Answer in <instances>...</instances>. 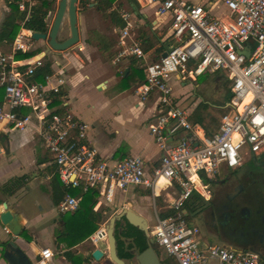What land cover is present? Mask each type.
<instances>
[{
	"label": "built area",
	"instance_id": "2783aa9c",
	"mask_svg": "<svg viewBox=\"0 0 264 264\" xmlns=\"http://www.w3.org/2000/svg\"><path fill=\"white\" fill-rule=\"evenodd\" d=\"M137 1L154 4L156 13L168 19L173 49L165 57L160 54L150 60V51L134 38V14L124 11L120 47L112 63L117 65L127 56L145 62V79L137 93L141 102L157 96L158 114L149 130L163 152L159 163L149 170L139 155L117 161L101 156L88 140V124L66 104L63 92L67 71L58 51L19 56L39 49L33 31L24 27L12 42L4 41L8 47L0 43V124L18 130L36 129L61 181L80 190V195L65 196L58 206L60 213L77 209L82 193L89 189L100 188L111 201L117 189L138 185L150 189L156 197L162 187L176 183L170 203L173 211L164 217L157 215L149 224L153 243L178 264H264L256 251L204 244L199 227L186 215V206L198 191V179L214 178L222 167L235 170L245 156L264 152V0ZM27 3L28 8L34 4L32 0H20L19 9L25 10ZM214 9L230 12L218 15ZM215 71L226 76L233 96L219 128L208 134L179 103L171 79L175 75L196 79ZM6 231L10 230L6 227ZM92 235L93 241L106 239V225ZM41 253L46 260L54 256L50 248Z\"/></svg>",
	"mask_w": 264,
	"mask_h": 264
},
{
	"label": "crops",
	"instance_id": "0c3cea01",
	"mask_svg": "<svg viewBox=\"0 0 264 264\" xmlns=\"http://www.w3.org/2000/svg\"><path fill=\"white\" fill-rule=\"evenodd\" d=\"M191 1L200 3L203 0ZM138 4H140L142 7H149V9H156L155 5L151 3L138 2ZM225 12L226 9L224 14ZM158 20L160 23H163V25H168V31L165 33V35L159 38V46H155L156 48L152 46L147 50L150 51V56H153V58H155L154 56L157 54L156 49L160 47L162 42H165L166 44L167 42L171 41V37H169L170 31L168 19L161 18L159 16ZM160 23L158 25H161ZM26 31L28 30L26 29ZM147 35L148 34H141L143 38ZM129 40L130 39H128V41ZM36 41H42L41 44L36 46L39 49H41V45L44 42H47L43 40ZM78 43L67 50L57 52L58 54L63 53L64 57L60 58L65 64L67 71V83L63 92L65 98L67 99V106L80 120L86 122L84 115L78 114L76 111V107L74 106V102L72 100L76 91L75 86L79 87V84L83 83L84 85L89 81L91 87L104 92L105 96L109 95L110 99H106L105 104L107 105V109L110 108V110L113 111V114L111 117L107 118L106 128L104 129L103 127V136L105 137L104 142L102 145L98 144L93 138L91 139L88 136V130L90 129V126L86 122L88 124V140L99 150L101 156L105 159L117 161L129 155H139L143 158L147 169L151 170L153 166L159 163L163 152L153 140L149 130V124L155 120L158 114L157 96L152 95L147 100L141 102L140 96L137 93V87L145 79V62L141 59H137L134 56H127L124 59L127 60L124 62L122 67L120 66L122 61L117 65H114L113 63L101 61L98 58L86 63L84 55L87 53V45L81 41ZM42 47L44 50L46 44ZM162 52H160V54ZM138 65L139 69L137 67ZM129 73H131V77L129 79H125L124 77ZM188 79L191 78L182 79L179 78V75H175L171 79V84L173 86V81L175 80L180 84V86L185 87L189 83ZM130 85H133V87L130 88ZM181 93V101L188 102L186 107L191 113L190 119L193 122L203 125L208 134L215 132L219 128L220 121L215 128H209L207 120L209 119L211 123L212 116L207 117V114H205L207 109L210 107L209 103H207L209 105L207 109L198 110L199 104L205 101H202L201 98H197L195 102H192L190 99L193 98L191 90L189 89L184 90ZM82 114H84V112H82ZM85 116L88 117V115ZM197 116L203 117L204 123L195 121ZM6 129L7 128L5 126L0 124V187L11 178L22 175H27V183L11 196L7 195L0 189V212H2L4 209L3 202H7L9 207L21 213L23 217L22 222L24 225L20 235L14 237L11 231H6V226L0 219V264H10V262L5 258L4 252L7 242L12 238H15L18 246L26 252L33 264H116L110 257L108 239H99L96 241L92 240V234L103 224L106 225L108 222H106L107 219L109 220V218L104 215L107 214V208H103L104 206L112 207L114 209L112 214L119 213L123 208L129 207L130 205L132 207L134 206V209L141 213L143 209H138L137 207L135 208V205L132 204L133 200L136 201V194H141L143 196L139 198L142 199L148 196L152 201L153 213L155 214L156 218L157 215L164 217L163 213L170 214L173 211L170 207V203L177 190L176 183L162 187L158 191V195L156 197H153L150 189L142 186H131L127 190L117 189L111 201H107L104 195L101 193L100 188H96L99 191V198L94 209L101 212V218L97 222L98 227L86 239L69 246L67 244V240H63L59 235V232L64 227V223L60 220V215L73 213L79 207L66 213H60L58 211V206L60 203L58 205L54 204L51 186L53 171H50L54 165L52 162V157L50 158L48 155L46 156L44 154L48 152L45 151V146H43L42 140L37 135L36 129L33 127L25 129L33 131L34 135L36 136L35 139L31 140V142L26 144L24 147V149L28 151L26 155L28 159L26 162L21 158V156H19L21 153H18L20 144L15 139L11 138L12 135L18 134V131L25 130L17 129L16 132H13ZM39 147L43 148L41 152H39ZM259 155L260 154L255 156ZM33 169H35V171L30 173ZM38 169H40V172H38ZM237 169L230 170L234 172L237 171ZM39 173L44 176V180L47 181V185L44 186L38 182ZM203 177L205 176H202L200 179H198L197 184L200 185L197 186L198 191L195 192H198L200 196L205 197V194L202 190H209L208 187H210L211 183L215 178L218 177V175L212 178V181L209 183H206ZM32 183H35L36 189L34 190L28 187ZM205 185L208 186L205 187ZM41 187L43 188V191L39 190ZM30 191H33V193L31 194ZM147 191H150L151 194H147ZM163 192L169 198L168 201L170 202L168 205L162 208L157 206L156 200L163 196ZM80 194L81 192L78 189V192L72 195ZM83 194L84 193H82V196ZM28 195H30L31 198H28ZM50 210H55L56 212L53 213V211L50 212ZM146 218L148 220V227L149 224H152L156 220V218H154V220L152 219L153 217L151 216V213L150 215L146 216ZM126 221L127 220L125 219L121 220V224L125 225ZM147 238L149 243L151 238L149 236H147ZM201 239L204 244H211L203 238L202 232ZM125 240L126 242L131 241V239L128 238H125ZM218 244L222 243L220 242ZM46 248H50L54 252V256L47 260L43 258L41 253L42 250ZM96 248H99L103 251V256L100 259H95L92 255V252ZM158 249L160 251L164 250L159 246L157 248V253L162 262L163 258L160 256V251ZM131 252L133 256L124 259L128 264L136 263V253H140L136 248L131 249ZM167 257L169 256L166 254V258Z\"/></svg>",
	"mask_w": 264,
	"mask_h": 264
},
{
	"label": "rangeland",
	"instance_id": "374dc122",
	"mask_svg": "<svg viewBox=\"0 0 264 264\" xmlns=\"http://www.w3.org/2000/svg\"><path fill=\"white\" fill-rule=\"evenodd\" d=\"M32 1L34 3L37 2V0H32ZM97 1L98 0H79L77 3L78 13H79V22H78L79 33H80L79 41L86 43L87 45V49H86L87 53L84 55V59L86 63H89L91 62V60L93 59L95 60L97 58L100 59L101 61L112 63V60L118 54L119 47H120L119 27H116L112 19H110L109 17H107L105 14H103L102 12L98 10L96 6ZM91 3H93L94 6H90ZM118 3L120 5L119 7L120 14L123 11H128L134 14L132 16V20L137 25L133 31L134 38L136 39V41L140 45H142L144 38L141 36V34H144V35L148 34L151 36V42L154 43L153 47L159 46L158 40L163 35H165V33L168 31V25H163V23H160V21L158 20L159 15L156 13V11L153 9H149V7H142L139 4V6H137V11L139 13L138 12L136 13L135 10H133L129 6L126 0H118L117 3L115 4V7ZM58 4H59V0H56L53 10L49 14L51 24L58 10ZM0 10H1L0 24H1L3 17L9 11V8L7 6V1L0 0ZM213 11L215 14L224 15L225 10L223 11L219 9H214ZM159 23L161 25H158ZM95 30L103 34L107 38V42L112 44V46L107 51L104 52L103 49L101 48V43H98L99 39L102 40V43H104L105 40L103 38H98L97 34H95L94 32ZM69 34H70L69 20H68V17L65 16L58 37L64 38L68 36ZM41 42L42 41H36L35 45L37 46L38 44H41ZM130 43H131V40H129L128 45H130ZM1 44L4 45L5 47H8L9 45V43H5V42ZM45 44H46V47L44 48V50H46L47 42H44L41 45V49H38V50H43L42 46H45ZM57 56L58 58L64 57L63 53L57 54ZM48 58L49 57H47V59ZM124 59L125 58L121 60L122 61L120 65L121 67L124 65V62L127 60V59L126 60ZM152 59H155V58H153L152 56L150 60ZM188 81L189 83L185 87L180 86V84L176 82L175 80L173 81V91L179 103L185 107L188 105L187 104L188 102L181 101V94H182L181 92L184 90H188V89L191 90L193 99H190V100H192V102H195L197 98H201L202 101L209 103L210 107L207 109L205 114H207V117L212 116V121L210 123L208 119L207 124L209 125V128L211 129L215 128L218 125L222 114L230 110L229 106L227 105V99H226V93H227V89L230 88V82L227 81L226 76H224L219 71L205 72L204 74L200 76H196V80L188 79ZM75 87H76V91L72 99L74 102V106L76 107L75 109L78 112V114L84 115L86 122L90 126V129L88 130V136L91 139L93 138L96 143L102 145L105 139V137L103 136V132H104L103 127L104 129L106 128V120L107 118L111 117L113 114V111H111L110 108L107 109V105L105 104V100L108 98L110 99V96L109 95L105 96L104 92L91 87L89 81L85 83L84 85L83 83H81L79 84V87L77 86ZM131 87H133V85H130V88ZM82 112H84V114H82ZM85 115H88V117H86ZM7 129L13 132L17 131V129H11V128H7ZM17 133L18 134L12 135L11 138L15 139L20 144L18 153L21 152L19 156H21V158L25 160L26 162L28 159V157H26L28 151L24 149V147L26 144L31 142V140L35 139L36 136L31 130L18 131ZM42 147H39V152H41L42 149L44 148ZM44 149L45 151H47L46 148ZM44 154L46 156L48 155V157L51 158L50 154L48 153H44ZM245 161H247L246 167H248L249 165L252 166L254 164V159H253V156L251 155L245 156ZM39 170L40 169H38V172H40ZM34 171L35 169L31 170L30 173ZM231 173L232 171L230 169H226L222 167L217 178L226 177L227 175ZM38 182L41 185H44V186L47 185V181L44 180V176H42L41 173H39ZM199 185L200 184H197V186ZM28 187L31 188L32 190L36 189L35 183H32ZM208 188L212 190L211 186ZM39 190L43 191V188L41 187ZM202 191L204 192V194L209 193L208 190H202ZM30 192L31 194L33 193V191H30ZM146 193L151 194L150 191H147ZM142 196L143 195L141 194H136V198H135L136 201L133 200L132 204L135 205V208L137 207L138 209H143L142 210L143 212L141 211V214L144 215L145 217L150 215L151 213V216L153 217L152 219L154 220V218L156 217H155V214L153 213L152 201L150 200L148 196L142 199L139 198ZM28 198H31V196L28 195ZM168 200L169 198L163 192V196H161L160 198L156 200V204L158 207L163 208L164 206L169 204L170 201ZM103 208H107L106 210L107 214H104V215L110 218V216L113 215L112 212L114 211V209L110 206L109 207L104 206ZM52 211L53 213L56 212L55 210H50V212ZM152 219H151V223H152ZM107 221L108 219L106 220V222ZM189 221L192 222L193 224H200L199 219L196 217L189 218ZM202 235H203V238L207 240L209 243H213V242L220 243L219 241L214 240L210 236V234L206 232L205 230L202 231ZM161 251L159 252L160 256L163 258V260H166V254L164 253V251L162 252ZM170 259L176 264L174 259L172 258Z\"/></svg>",
	"mask_w": 264,
	"mask_h": 264
},
{
	"label": "trees",
	"instance_id": "16d2710c",
	"mask_svg": "<svg viewBox=\"0 0 264 264\" xmlns=\"http://www.w3.org/2000/svg\"><path fill=\"white\" fill-rule=\"evenodd\" d=\"M7 1V6L9 11L3 17L0 24V43L7 41L12 42L16 35L18 34L21 27H24L32 31L47 32L51 24L49 14L53 10L56 0H37L36 3L31 5L30 8L25 10H20L18 2L20 0H5ZM118 0H98L96 6L100 12L105 14L107 17L112 19L116 27H123L125 21L123 20L119 12V3L116 5ZM129 6L133 9V4L139 6L137 0H126ZM98 38H103L105 40L99 39L98 43H101V48L103 51H107L112 44L107 42V38L100 34L98 31H94ZM170 37V36H169ZM106 38V39H105ZM159 41V40H158ZM143 49L147 51L154 43L151 42V36L147 35L143 39L142 43ZM165 49V42H162L160 47L156 49L157 54L154 56L155 59L159 58L160 52ZM39 50H33L27 53H19V56L31 57L38 53ZM135 62V60H134ZM139 69V65L137 66ZM141 69V68H140ZM131 73L125 76V79H129ZM228 81V80H227ZM233 93L231 89H227L226 99L227 103L231 101ZM59 102V99L56 100ZM208 104L201 102L198 106V110H203L208 108ZM195 121L204 123V118L197 116ZM212 134V133H209ZM53 176L51 179L52 186V198L55 205H58L67 194H76L78 189L66 186L59 177V171L53 163ZM206 183L212 181V178L203 177ZM27 183V175H22L18 177L11 178L9 181L4 183L0 189L11 196L21 187L25 186ZM196 200L202 199V196L198 192H194L192 195ZM99 191L97 189L87 190L81 199L79 208L73 213H66L60 215V220L64 223L63 229L59 232V235L63 240H67V244L72 246L83 239H86L91 233H93L98 227L97 222L101 218V212L94 209L98 202ZM168 215V213H163V216ZM189 219V215L187 216ZM116 237H117V251L121 258H130L133 256L131 249L136 248L139 252L144 251L148 247V238L145 233L138 227L130 224L126 221L125 225L121 224V221L116 222ZM125 238L131 239L130 242H126ZM154 248L157 251L158 245L153 243ZM169 256L166 260H162V264H175ZM176 264L177 261L175 260Z\"/></svg>",
	"mask_w": 264,
	"mask_h": 264
},
{
	"label": "flooded vegetation",
	"instance_id": "af4514ba",
	"mask_svg": "<svg viewBox=\"0 0 264 264\" xmlns=\"http://www.w3.org/2000/svg\"><path fill=\"white\" fill-rule=\"evenodd\" d=\"M253 159L252 166L246 161L215 178L212 190L202 199L191 197L186 208L190 218L199 219L200 232L229 247L256 251L264 262V153Z\"/></svg>",
	"mask_w": 264,
	"mask_h": 264
},
{
	"label": "water",
	"instance_id": "95a60500",
	"mask_svg": "<svg viewBox=\"0 0 264 264\" xmlns=\"http://www.w3.org/2000/svg\"><path fill=\"white\" fill-rule=\"evenodd\" d=\"M78 1L79 0H59L58 10L54 20L52 21L49 31H33L32 36L35 40L47 41V48L45 50L46 52L51 50L64 51L79 42L80 34L78 27ZM93 5V3L90 4V6ZM133 9L135 12H137V6L135 4H133ZM65 16H67L69 20L70 34L67 38L61 40L58 35ZM172 49L173 47L171 46L170 42H167L165 44V50L161 53V56L165 57L168 51ZM246 54L249 55L248 50L246 51ZM3 207L4 209L2 212H0V219L2 223L11 231L14 237L19 236L24 227L21 213L9 207L7 202H3ZM186 215H189L187 208ZM124 219L130 224L141 229L146 234V236H149L147 218L136 211L131 205L129 207L123 208L119 213L113 214L106 224V230L110 257L116 264H128L118 254L117 237L115 233L116 222ZM4 255L10 264H33L26 252L18 246L15 238H12L7 242ZM92 255L95 259H100L103 256V251L99 248H96L92 252ZM135 261L136 263L132 264H162L151 239L149 240L148 247L144 251L136 253Z\"/></svg>",
	"mask_w": 264,
	"mask_h": 264
},
{
	"label": "bare ground",
	"instance_id": "6f19581e",
	"mask_svg": "<svg viewBox=\"0 0 264 264\" xmlns=\"http://www.w3.org/2000/svg\"><path fill=\"white\" fill-rule=\"evenodd\" d=\"M230 12V10L229 9H226V12H225V14L224 15H226V14H228ZM164 180H162L161 182H163Z\"/></svg>",
	"mask_w": 264,
	"mask_h": 264
}]
</instances>
